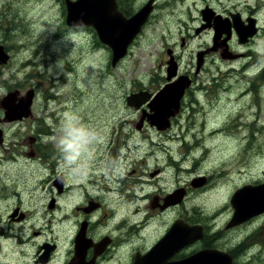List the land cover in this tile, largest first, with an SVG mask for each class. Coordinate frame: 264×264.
I'll use <instances>...</instances> for the list:
<instances>
[{
	"label": "flooded vegetation",
	"instance_id": "af4514ba",
	"mask_svg": "<svg viewBox=\"0 0 264 264\" xmlns=\"http://www.w3.org/2000/svg\"><path fill=\"white\" fill-rule=\"evenodd\" d=\"M9 1L17 4V0H0V45L7 55L4 62L0 61L1 80L5 67L14 63L13 44L8 45L1 36L7 35L8 20L4 17L3 6ZM57 1L64 27L76 33L81 29L94 30L90 26L66 24L65 0ZM149 1L114 0L116 11L125 18L133 16ZM151 6L147 20L127 52L143 33L157 0H152ZM202 7L200 22L191 27V33H186L196 43L186 62L182 60L183 52L176 50L175 41L165 43L166 57L158 64L162 69L159 78L131 91H146L148 98L134 107L127 103L131 92L125 96L124 105L136 117L129 113L122 115L121 121L113 123L103 138L91 143L88 156L73 152L75 149H66L65 142L52 146L42 141L45 134L53 131L54 123H48L52 126L47 128L46 118L35 119L33 116L37 96L34 87L27 89L34 91L31 112L21 119L3 121V96L0 98V162L18 157L24 158L29 166L41 167L37 171L39 190L36 192L27 190L22 184V188H14L6 178L14 179L15 176H7L0 170V201L9 200L10 205L0 216V264H173V261L204 251L229 257L230 264H243L252 255L253 250L247 248L243 238L236 237L237 231L249 220L227 227L233 208L229 216L220 202L208 208L197 203L185 207L193 196L223 187L222 161L213 159V163H204L207 152L211 148L217 152L219 147H211L202 140L195 142L187 132L181 131L176 135L186 147L181 154L178 149L173 151V133L167 131L172 125L178 131L184 125L179 119L183 113L186 117L190 112L200 111L197 108L201 109L203 120L213 118L211 124L206 121L205 127L217 125L205 129L208 141L217 140L214 139L217 135L219 139L230 128L242 127L241 114L233 108L232 98L225 94V73L252 72L241 95L250 92L249 86L253 92L257 86L264 88V0H204ZM10 27L12 33L18 28L17 25ZM93 34L99 39L95 30ZM185 44V37L180 36L178 45L183 47ZM168 60H171L170 64ZM170 65L173 70H169ZM172 71L173 75L168 78ZM168 84H173V106L166 119L156 123L151 118L154 113L151 103L156 93ZM14 90L19 91L18 102L26 90L22 93L15 88L6 93ZM162 99L169 100L167 96ZM164 107H167L166 103L160 106ZM239 109L241 112V107ZM214 116L217 122H214ZM22 122L29 126L30 136L26 135L27 141L24 137L19 142L14 136V126ZM126 124L130 127H125ZM26 133V129L22 131V134ZM151 133L168 136L160 141ZM132 135L140 137L135 140ZM165 141H170L172 146ZM221 143L224 147L225 142ZM157 154L164 158L158 159ZM131 155L138 159L132 160ZM187 155H190L191 163L183 159ZM53 159L55 163L50 165ZM79 160L82 161L80 167ZM151 162L154 164L150 165ZM62 165L64 171L75 167L79 172L70 173L68 179L64 171L54 170L55 166ZM136 166L141 169L138 171ZM28 177L32 178L25 176ZM174 193L182 194L176 204L173 203ZM32 196L45 199L44 207L36 216L27 208L26 198ZM176 219H182L193 240L173 250V241L162 243L161 240L170 232ZM33 220L41 223L40 230L30 229L29 225L36 223ZM56 223V228L52 229V224ZM54 231L57 235L49 237ZM154 246L159 252L157 261L148 255ZM222 257H216L218 263L225 262Z\"/></svg>",
	"mask_w": 264,
	"mask_h": 264
},
{
	"label": "rangeland",
	"instance_id": "374dc122",
	"mask_svg": "<svg viewBox=\"0 0 264 264\" xmlns=\"http://www.w3.org/2000/svg\"><path fill=\"white\" fill-rule=\"evenodd\" d=\"M203 3L204 0H157L156 9L149 17L143 33L130 46L128 53L115 66H111V50L100 43L92 28L81 29L76 33L64 27L57 0H17V4L13 1L6 2L3 7L4 17L8 20L7 35L1 36L8 45L13 44L11 47L14 51V63L4 69L3 79H0V98L6 95L8 90L16 88L23 93L34 87L37 96L34 100L33 116L35 119L46 118L47 128L52 126L49 127L48 123H54L53 131L45 134L42 141L59 146L60 142L75 140L77 147L73 152H82L88 156L92 142L103 138L113 123L121 121L122 115L132 114L131 109L124 105L125 96L141 85H150L151 79L159 78L162 69L158 68V64L160 59L166 57L163 46L165 43L173 44L175 41L176 50L183 52L182 60L186 62L192 46H196L186 33H191V27L200 22L199 15ZM10 24L18 26L15 33H12ZM180 36L185 37L186 44L183 47L178 45ZM251 73H225V94L232 98L233 108L241 114L240 129L237 126L230 128L222 133L223 136L219 139L217 135L214 138L217 140L208 141L205 138V129L217 125L205 127L206 121L211 124L213 118L211 120L206 117L203 120L201 109L197 108L200 111L190 112L186 117L183 113L179 119L184 125L178 131L173 125L167 131L169 134L173 133V151L178 149L181 154L186 149L176 138L181 131L187 132L195 142L202 140L211 147H219L217 152L212 148L207 152L204 163H213V159L222 161L225 173L223 187L193 196L185 207L197 203L208 208L211 204L220 202L230 216L232 207L229 199L233 193L245 184L256 185L264 180V88L257 86L253 92L249 86L247 88L250 92L246 95L240 93ZM49 113L51 114L48 116ZM214 122H217L216 116ZM125 127L130 125L126 124ZM25 129L27 133L22 134ZM79 129L86 131L82 140L69 134L70 130ZM14 133L17 141L20 142L24 137L27 141L26 137L30 136L29 126L26 122L19 123L14 126ZM150 135L160 141L168 136L165 133ZM138 137L140 135H132L135 140L139 139ZM221 141L225 142L224 147ZM237 141L240 142L239 146ZM165 143L172 146L170 141ZM9 153L15 154L12 151ZM185 157L183 159L189 160L190 155ZM131 158L138 159L136 155H131ZM157 158L164 157L160 155ZM19 159H2L0 170L7 176H15L14 179L6 178L14 188L18 186L20 189L22 184L31 192L38 191L37 171L41 167L36 164L29 166L23 161L24 158L20 159L21 161ZM54 163V159L50 161V165ZM188 163H191V160ZM77 164L80 167L82 161L79 160ZM152 164L154 162L150 163ZM56 166L54 170L64 171L63 165ZM135 168L138 171L141 169L137 166ZM64 172L69 179L70 173L79 171L72 167ZM26 175H31L32 178L26 179ZM26 199L29 202L27 208L36 216L37 211L44 207L45 199L36 196ZM8 203L9 200L0 201V216L3 215L2 211L10 206ZM33 221L36 223L29 225L30 229L40 230L41 223ZM56 226L57 223L52 224V229ZM56 235L54 231L49 237ZM236 237H242L247 248L253 250L252 255L243 264H264V211L244 223L237 231Z\"/></svg>",
	"mask_w": 264,
	"mask_h": 264
},
{
	"label": "water",
	"instance_id": "95a60500",
	"mask_svg": "<svg viewBox=\"0 0 264 264\" xmlns=\"http://www.w3.org/2000/svg\"><path fill=\"white\" fill-rule=\"evenodd\" d=\"M151 1L145 3L133 16L125 18L116 11L114 0H65V22L68 25L93 27L99 40L109 46L111 50V66H115L127 54L129 44H131L135 36L140 32L141 26L147 20L149 12L152 9ZM6 59L7 55L0 45V61L4 62ZM170 63L171 60H168V64ZM172 67L170 65L169 70H173ZM172 73L173 71L167 77L170 78L173 75ZM175 85H178V83ZM33 92V89L26 90L20 96L18 102H16L17 95L19 94L17 90L10 91L3 96L1 98V106L4 109V117L2 120L11 121L28 116L31 112ZM156 94V99L154 98L151 103L152 109L154 110L151 118L156 123L159 121H161L159 123H162L166 119L170 108L173 106V84H168ZM148 96L149 94L146 91L131 92L127 97V103L137 107ZM162 96H167L169 100H163ZM164 103L167 104V107L160 108ZM181 198L182 194L174 193L173 203L179 202ZM230 204L233 208V213L227 223V227L243 223L252 216L263 212L264 182L256 185L245 184L233 193L230 198ZM171 230H173V238H171ZM189 231L190 229L183 225L182 219H176L173 222V227L170 228V234L168 233L161 242L167 243L173 241V250H175L193 240L189 236ZM157 249L154 246L148 254L154 260L158 258L159 252H157ZM217 256H220V258L223 256L222 259L224 258L225 262L218 263ZM230 261L231 259L224 257V255H218L213 251H204L198 252L183 260L173 261V264H230Z\"/></svg>",
	"mask_w": 264,
	"mask_h": 264
},
{
	"label": "clouds",
	"instance_id": "9594fccd",
	"mask_svg": "<svg viewBox=\"0 0 264 264\" xmlns=\"http://www.w3.org/2000/svg\"><path fill=\"white\" fill-rule=\"evenodd\" d=\"M70 135H73L76 139L78 140H82L84 139L85 135H86V131L84 129H79V130H70ZM76 142L75 140L73 141H69L65 144V148L66 149H74L76 148Z\"/></svg>",
	"mask_w": 264,
	"mask_h": 264
}]
</instances>
